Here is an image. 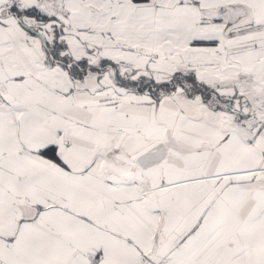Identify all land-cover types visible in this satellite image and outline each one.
I'll list each match as a JSON object with an SVG mask.
<instances>
[{
    "label": "snow or ice",
    "instance_id": "1",
    "mask_svg": "<svg viewBox=\"0 0 264 264\" xmlns=\"http://www.w3.org/2000/svg\"><path fill=\"white\" fill-rule=\"evenodd\" d=\"M0 264H264V0H0Z\"/></svg>",
    "mask_w": 264,
    "mask_h": 264
}]
</instances>
